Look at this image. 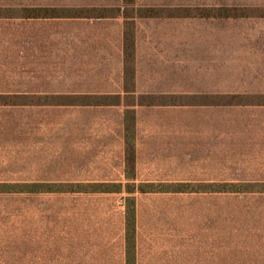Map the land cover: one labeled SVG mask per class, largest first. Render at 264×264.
Listing matches in <instances>:
<instances>
[{"label": "crops", "instance_id": "0c3cea01", "mask_svg": "<svg viewBox=\"0 0 264 264\" xmlns=\"http://www.w3.org/2000/svg\"><path fill=\"white\" fill-rule=\"evenodd\" d=\"M225 8L253 15L220 17ZM214 10L217 17L209 15ZM57 19L68 22L58 34V47L68 77L72 72L64 87L73 89L57 95L59 106L74 108L75 118L90 122L74 126L87 137L75 141L80 145L75 150L121 153L119 178L86 184L123 190L84 194L122 195L124 200L118 223L111 219L76 228L72 245L59 251L67 259L61 262L264 264V0L81 1L58 7ZM128 152L135 153L134 177L127 172ZM163 161L170 167L169 195L259 199L242 210L251 216L247 224H237L238 210H227L223 202L217 209L223 223L213 241L203 235L182 241L174 232L168 243L145 236L150 225L141 223L138 201L150 194H129L125 187L157 183L143 179L141 168ZM129 198L137 200L132 244L127 240ZM226 214L233 217L228 230ZM11 253L0 245V264L12 263Z\"/></svg>", "mask_w": 264, "mask_h": 264}, {"label": "rangeland", "instance_id": "374dc122", "mask_svg": "<svg viewBox=\"0 0 264 264\" xmlns=\"http://www.w3.org/2000/svg\"><path fill=\"white\" fill-rule=\"evenodd\" d=\"M81 1L97 0H0V191L18 190L25 185L28 187L23 189L34 191L0 192V245L13 252L12 263L7 264H67L61 262L67 259L59 251L72 245L76 228L105 224L111 219L116 224L121 218L117 210L123 208L122 195L45 193V184L70 188L88 181L119 178L122 173L121 153L75 150L80 148L75 141L87 137L74 126L90 122L83 116L75 118L74 108L59 106L57 95L73 89L64 87L72 79V72L68 77V64L63 63L66 57L61 56L58 47V34L65 31L68 22L55 17L58 7ZM212 1L176 0L181 5ZM255 1L260 0H226L227 4ZM45 8L55 10V16L45 18ZM134 59L131 49L126 57L129 80ZM127 162V172L134 177L135 153H127ZM168 164L163 161L154 168L143 167L140 176L156 179L153 184L157 186L170 187ZM169 193H148L138 201L141 223L150 225L143 234H153L163 243L169 242L173 232L182 241L200 235L213 241L219 223H223L217 210L223 207L221 203L225 202L227 210H238L237 224L242 225L251 218L242 210L259 202L252 198L227 196L223 200L218 195ZM133 200L136 211L137 200ZM200 208L208 212L201 213ZM231 218L226 214L227 230Z\"/></svg>", "mask_w": 264, "mask_h": 264}, {"label": "trees", "instance_id": "16d2710c", "mask_svg": "<svg viewBox=\"0 0 264 264\" xmlns=\"http://www.w3.org/2000/svg\"><path fill=\"white\" fill-rule=\"evenodd\" d=\"M135 0H125L127 3H132ZM40 10V9H39ZM37 10V11H39ZM40 12V11H39ZM58 12V11H57ZM55 10H50L45 8V18H49V16H55ZM209 15L217 17V10L210 11ZM253 15L252 12L248 9L244 8H225L220 10L219 16L226 18H238V17H246ZM38 17V16H37ZM56 15L55 18H57ZM17 187V186H16ZM27 188L28 185L17 187V189L8 191H0V192H34L33 190H25L23 188ZM33 189V186H31ZM61 185V184H45V193H113V192H121L123 187L121 185H112V184H79V185ZM186 186H183L182 189H185ZM228 188V187H227ZM20 189V190H19ZM36 191V190H35ZM126 192L129 194H134L136 192L148 194V193H169V186H157L156 184H141L138 187L135 185H127ZM127 219H128V233L127 240L129 244L135 242V225H136V211L134 207V200L127 199Z\"/></svg>", "mask_w": 264, "mask_h": 264}]
</instances>
